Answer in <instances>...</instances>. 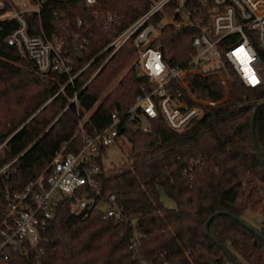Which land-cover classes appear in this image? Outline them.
Here are the masks:
<instances>
[{
  "label": "trees",
  "instance_id": "trees-1",
  "mask_svg": "<svg viewBox=\"0 0 264 264\" xmlns=\"http://www.w3.org/2000/svg\"><path fill=\"white\" fill-rule=\"evenodd\" d=\"M149 6L150 0H97L91 5L86 0H45L41 15L29 13L31 32L52 35L57 31L68 46L69 34L75 30L82 33L80 41L88 39L82 50L70 48L77 68L91 63L63 89L67 76L38 71L31 59L6 41L18 21L0 20V143L6 140L0 149V167L8 164L0 172V225L7 217L3 205L7 186L23 189L30 180L50 171L58 153L80 150L88 134L109 126L112 112L129 108L135 94L147 84L133 68L118 79L136 53L133 38L108 59L112 47L103 49ZM166 11L152 20L158 23L169 8ZM107 12L117 13L119 23L107 28L103 19ZM79 18L83 25L78 27ZM159 27L154 44L162 47L171 64L187 63L196 29L171 23ZM257 48L264 63V49ZM219 69L231 92L226 100L228 93L212 87L206 76L197 72L181 74L189 92L206 103L203 114L189 122L186 129L174 130L162 114L150 119L147 131L124 120L120 136L130 144L129 165L121 170H109L103 157L106 148H101L102 154L96 160L106 167L100 178L102 194H116L124 207V218H103L98 207L88 214H76L71 201L58 194L54 216L44 233L43 251L14 255L12 263L231 262L213 236L243 264H264V238L233 216L217 215L210 223V235L206 233V222L212 214L230 211L264 235V162L252 137L253 112L264 101V78L260 84L250 86L233 66L222 64ZM168 87L175 93L182 91L186 100L196 103L178 79L172 78ZM75 94L77 99L72 100ZM255 133L264 158V106L257 113ZM164 196L175 205L166 204ZM257 202L262 205L259 224L247 217ZM136 231L142 234L137 258L129 248Z\"/></svg>",
  "mask_w": 264,
  "mask_h": 264
},
{
  "label": "built area",
  "instance_id": "built-area-1",
  "mask_svg": "<svg viewBox=\"0 0 264 264\" xmlns=\"http://www.w3.org/2000/svg\"><path fill=\"white\" fill-rule=\"evenodd\" d=\"M86 2L91 5L97 0ZM44 3L45 0H0V20L15 18L18 21V26L6 41L16 45L22 56L31 59L38 71H55L67 76L63 89L91 63L89 61L77 68L70 48L75 46L80 51L88 39L80 41L82 33L75 30L69 34L71 42L68 46L65 37L57 31L52 35L46 31L31 32L28 14L41 15ZM167 8L166 19L163 20L164 17L155 23L152 18L166 13ZM103 19L107 28L119 23L117 13L107 12ZM164 23L196 29L187 63L171 64L162 47L154 44L160 34L159 26ZM76 24L82 26V19L79 18ZM62 27L65 28L64 25ZM129 38H133L136 47L137 74L144 76L147 84L135 94L129 108L123 112H112L113 120L109 126L88 134L80 150L58 153L50 171L30 180L23 189L5 188L3 205L7 208V217L0 225V264H13L11 258L14 255L28 256L34 249L43 251L44 233L54 216L53 205L58 194L71 201L76 214H88L98 207L103 211V218H124V207L118 203L116 194H102L100 178L106 167L96 158L102 154V147L107 148L120 136L118 124L124 126V120L132 121L135 128L147 131L150 119L162 114L171 128L183 131L189 122L200 117L206 103L196 99L182 83L183 72H220L224 75L219 69L220 64H228L236 69L247 85L256 86L264 78V63L257 48L258 45L264 49V0H153L147 11L116 34L106 48H118ZM209 67L215 69L205 71ZM172 78L178 79L196 103L186 100L182 91L175 93L168 87ZM76 99L77 94L72 100ZM5 141L0 143V149ZM103 157L105 159L106 154ZM7 166L0 167V172ZM132 222H135L133 218ZM141 235L136 231L129 244L135 258L140 257Z\"/></svg>",
  "mask_w": 264,
  "mask_h": 264
},
{
  "label": "rangeland",
  "instance_id": "rangeland-1",
  "mask_svg": "<svg viewBox=\"0 0 264 264\" xmlns=\"http://www.w3.org/2000/svg\"><path fill=\"white\" fill-rule=\"evenodd\" d=\"M152 1L153 0H150V3ZM166 16L167 15H165L164 16L165 18L163 17L164 19L163 18L162 19L165 20ZM120 47H122V45H120L118 48H116V46H112L111 53L108 55L107 59L112 54H114ZM105 49H108V48H106L105 46L103 50ZM135 60H136V53H134L132 61L126 67L123 68L118 79L121 78L125 73L129 72V70L132 68L135 70V72H137ZM217 64H220V63L217 62ZM129 148H130V144L128 143L127 139L124 136L118 137L116 141H114L112 144L107 146L106 148L107 153H106L105 161L107 163V167L109 168V170H113V169L121 170L129 165L128 158H127V152ZM164 200L166 204L168 205H171V206L175 205V202L167 196H164ZM261 209H262L261 202H257L253 204L252 207L250 208V211L247 212V217L252 219L253 223L259 224L262 220V215L260 212Z\"/></svg>",
  "mask_w": 264,
  "mask_h": 264
},
{
  "label": "water",
  "instance_id": "water-1",
  "mask_svg": "<svg viewBox=\"0 0 264 264\" xmlns=\"http://www.w3.org/2000/svg\"><path fill=\"white\" fill-rule=\"evenodd\" d=\"M264 106V101H261L259 102L256 106H255V109H254V112H253V116H252V137H253V142H254V145H255V148L257 150V153L259 154L261 160L264 162V158L261 154V151L258 147V144H257V140H256V133H255V126H256V116H257V113L259 111V109ZM118 129H119V133L122 134L123 133V130H124V126L122 125V123H119L118 124ZM228 214V215H231L233 216L234 218H236L240 223L246 225L248 228H250L251 230H253L254 232H256L259 236L263 237L264 238V235L261 233V231L254 227L253 225H251L249 222H247L245 219H243L242 217L240 216H237L236 214L230 212V211H217L215 212L214 214H212L207 222H206V233L208 235H210V223L211 221L217 216V215H220V214ZM212 239L218 244V246L221 247V249L223 250V252L226 254V256L229 258V260L233 263V264H243L224 244H222L221 242H219L217 239L213 238L212 236Z\"/></svg>",
  "mask_w": 264,
  "mask_h": 264
},
{
  "label": "crops",
  "instance_id": "crops-1",
  "mask_svg": "<svg viewBox=\"0 0 264 264\" xmlns=\"http://www.w3.org/2000/svg\"><path fill=\"white\" fill-rule=\"evenodd\" d=\"M202 76H206L207 77V80L211 84L212 87H214V88H216L218 90H222L225 93H228L227 97L224 98L223 100L231 98V92H230V89H229V85L227 83V79L222 73H220V72H212V73L202 74Z\"/></svg>",
  "mask_w": 264,
  "mask_h": 264
},
{
  "label": "snow or ice",
  "instance_id": "snow-or-ice-1",
  "mask_svg": "<svg viewBox=\"0 0 264 264\" xmlns=\"http://www.w3.org/2000/svg\"><path fill=\"white\" fill-rule=\"evenodd\" d=\"M252 81H253V83H255V82H256V81H255V77H254V76L252 77Z\"/></svg>",
  "mask_w": 264,
  "mask_h": 264
}]
</instances>
